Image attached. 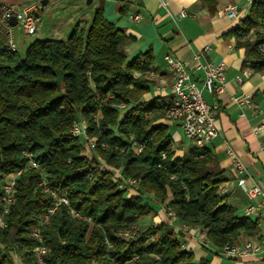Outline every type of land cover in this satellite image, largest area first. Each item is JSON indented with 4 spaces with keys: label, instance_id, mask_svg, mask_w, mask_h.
<instances>
[{
    "label": "trees",
    "instance_id": "trees-1",
    "mask_svg": "<svg viewBox=\"0 0 264 264\" xmlns=\"http://www.w3.org/2000/svg\"><path fill=\"white\" fill-rule=\"evenodd\" d=\"M198 1L209 15L216 12L217 0ZM229 34L244 50L243 66L264 73V0H251ZM127 39L100 6L87 28L76 25L66 39H36L22 55L0 24V214L1 184L22 170L1 216L0 264H17L15 253L30 261L39 244L47 248L44 264H210L182 246L184 232L170 222L139 226L155 215L150 201L203 229L208 253L261 235L259 218L238 213L219 192L227 176L208 147L192 143L176 155L169 125L157 122L172 96L143 99L153 85V56L128 58ZM80 118L93 147L70 133ZM116 169L137 180L135 193L112 180ZM42 176L67 199L47 222L53 198L38 185Z\"/></svg>",
    "mask_w": 264,
    "mask_h": 264
},
{
    "label": "crops",
    "instance_id": "crops-1",
    "mask_svg": "<svg viewBox=\"0 0 264 264\" xmlns=\"http://www.w3.org/2000/svg\"><path fill=\"white\" fill-rule=\"evenodd\" d=\"M0 1L15 8L30 2L36 3L38 5L35 12L37 30L38 22L44 16V6L49 5V9L54 10V13L49 14L48 27L41 25V28H44L39 30L42 39H66L76 25L87 28L95 9L100 6L104 18L121 28L127 36L125 52L128 58L145 51H150L153 56L150 67L153 74L150 80L153 85L151 90L143 96L145 100L154 95H170L171 74L164 60L166 54L191 66L193 54L208 44L211 50L202 59L212 62L223 61L226 82L223 91L216 97L206 91L202 92L209 104L217 105L218 133L205 146L215 155L219 167L225 170L227 180L220 187L225 189L223 195L226 197V202L234 206L238 213L244 214V208L250 200L244 188L236 184L237 175L233 171L228 148L245 165L247 184L257 183L264 187V153L261 150V142L264 141V73L253 72L250 67L243 66L244 50L241 47H235V38L229 34L239 20L247 15L249 0H217V10L213 15H209L206 7L198 0H90L89 2L43 0V3L42 0L39 3L35 0ZM85 4H90L91 8L84 6ZM228 4L236 5V16L233 18L228 17L225 11V6ZM182 9L186 10L187 16H179L178 13ZM136 14L139 18L133 19ZM246 69L250 70L248 76L243 74ZM191 74L199 78L202 76L200 71H193ZM236 76H240L241 80L237 81ZM161 85L167 86V94L158 93L156 88ZM235 96L247 97L250 105L238 104L233 100ZM157 122L169 126L175 125L180 129L176 121L162 118ZM191 144L192 142L189 141V144L184 146L179 140L177 143H172V146L176 155L180 156ZM252 217L259 218L261 233L264 230V207L259 215ZM151 218L154 223L168 221L174 228L179 224L162 205H158L155 215ZM188 230L183 233V244L193 253L196 260L206 257L209 258L210 264H264V254L233 260L219 254L208 253L195 236L190 237Z\"/></svg>",
    "mask_w": 264,
    "mask_h": 264
},
{
    "label": "built area",
    "instance_id": "built-area-1",
    "mask_svg": "<svg viewBox=\"0 0 264 264\" xmlns=\"http://www.w3.org/2000/svg\"><path fill=\"white\" fill-rule=\"evenodd\" d=\"M251 3V0H249ZM38 5L30 2L20 8H15L3 1H0V24L7 36V43L11 49L16 48L13 26L9 23V18L14 17L16 24L20 25L23 34H35L37 31L35 12ZM225 11L228 17L236 16V5L228 4L225 6ZM180 17L187 16L186 10H180L178 13ZM139 15L133 16V19H138ZM263 47H261L262 49ZM211 47L206 44L193 54V64L188 66L186 62L166 54L164 60L167 68L171 74V83L169 86L172 101L165 110V118L170 121L179 123L182 134L186 139L192 142L196 147L205 146L211 138L218 133L216 123V104H209L203 97L202 92L206 91L212 96H218L225 86V64L223 61L212 62L203 60L202 57L208 54ZM193 71H200L202 76L195 77L191 73ZM250 70H244L243 74L248 76ZM136 74H134L135 76ZM153 76L152 72H148V77ZM236 80L240 81L241 77L236 76ZM158 93L167 94V86H157ZM233 100L238 104L250 105V100L244 96H235ZM116 107L122 108L123 104H117ZM262 126V125H261ZM260 126V127H261ZM258 127V128H260ZM70 133L74 136L80 137L82 142H87L90 147L94 146V138H88L86 135V123L84 119L80 118L73 123ZM261 150L264 153V141L261 142ZM140 151V147L136 149ZM227 152L231 157L232 168L237 175L236 184L244 188L247 198L250 200L244 208V214L247 216L259 215L261 209L264 207V187L257 183L247 184V169L240 158L228 148ZM30 156V154H27ZM31 166H36L32 160L29 161ZM22 170L8 174L1 187L3 189V209L0 214V225H4L1 221V216L8 212V206L12 201V195L15 191V177L20 174ZM113 181H119V188L126 189L130 193H135L138 182L135 178H123L119 169L114 170L112 175ZM38 185L43 192L49 193L53 198V205L44 214L41 222H47L50 214L54 212L56 207L61 203L67 204L66 197L55 189L47 185L44 176L41 177ZM225 189L220 187L219 192L223 194ZM129 193V194H130ZM168 214L174 217V213L170 208H166ZM76 217H81L77 212L72 213ZM176 232L186 231L190 229L187 225L179 223L175 228ZM195 233V237L201 246L208 247V241L204 238L205 231L199 227L191 228ZM32 234L40 240L38 230H33ZM129 232L123 233L127 236ZM184 246V244L182 245ZM47 252V248L41 244L37 245L33 251L30 261H24L21 254H14V260L17 264H44L43 256ZM216 254L221 255L227 259L240 260L248 257H256L264 254V230L258 238H252L244 241L240 245L227 244L215 250Z\"/></svg>",
    "mask_w": 264,
    "mask_h": 264
},
{
    "label": "rangeland",
    "instance_id": "rangeland-1",
    "mask_svg": "<svg viewBox=\"0 0 264 264\" xmlns=\"http://www.w3.org/2000/svg\"><path fill=\"white\" fill-rule=\"evenodd\" d=\"M35 2L39 3L40 0H35ZM84 2H86V0H84ZM84 6H87L88 8H91L90 4H88V5L85 4ZM44 7H45L44 16L42 17V19L40 21L42 24H40V22H38V24H39L38 25V30L36 31L35 34H23L22 29L20 28V25L16 24V25L13 26L14 40H15V44H16V48L15 49H16V51L19 54L22 55L24 53L26 47L30 43H32L34 40L42 39V38H40V32H39V30L41 28V25L43 27H48L49 22H50L49 14L52 13V12L54 13V10L51 11L49 9L50 8L49 5L44 6ZM169 133L171 134V136L173 138V143H177V141L180 140V141H182L184 146H187L189 144V141L184 138V136L182 135V131L177 126L170 125L169 126ZM80 141H81V138H80ZM149 203L155 210L158 209L157 203H155L153 201H150ZM162 206L165 208L164 204ZM151 220H152L151 216L144 217L141 220H139L138 224H139L140 227H144V226L148 225L151 222ZM188 234L190 235V237H193L195 235L194 231H192V230H188Z\"/></svg>",
    "mask_w": 264,
    "mask_h": 264
},
{
    "label": "water",
    "instance_id": "water-1",
    "mask_svg": "<svg viewBox=\"0 0 264 264\" xmlns=\"http://www.w3.org/2000/svg\"><path fill=\"white\" fill-rule=\"evenodd\" d=\"M89 1L90 0H86V2H89ZM42 3H43V0H42ZM9 23H11L12 25H14L16 23V20L13 16L9 18Z\"/></svg>",
    "mask_w": 264,
    "mask_h": 264
}]
</instances>
